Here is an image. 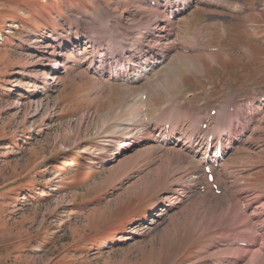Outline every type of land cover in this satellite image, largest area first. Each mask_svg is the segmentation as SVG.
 Wrapping results in <instances>:
<instances>
[{
    "label": "rangeland",
    "instance_id": "obj_1",
    "mask_svg": "<svg viewBox=\"0 0 264 264\" xmlns=\"http://www.w3.org/2000/svg\"><path fill=\"white\" fill-rule=\"evenodd\" d=\"M150 2L0 0V264L252 263L233 230L238 207L264 233V0Z\"/></svg>",
    "mask_w": 264,
    "mask_h": 264
},
{
    "label": "bare ground",
    "instance_id": "obj_2",
    "mask_svg": "<svg viewBox=\"0 0 264 264\" xmlns=\"http://www.w3.org/2000/svg\"><path fill=\"white\" fill-rule=\"evenodd\" d=\"M158 2V1H157ZM179 4L180 3H176V4H174V5H169L167 8H165V9H167V11H169V15H173V13H176L177 11H179L181 8L179 7ZM155 8V7H154ZM158 12V11H157ZM157 15H158V13H156ZM157 21V20H156ZM158 22V21H157ZM172 23V22H171ZM167 29H164V27H163V29L162 30H160L158 33L161 35V38L163 37L164 39L166 38V37H169L172 33H171V31H166ZM68 40V39H67ZM167 40V39H166ZM70 41H65L64 43H69ZM160 43V42H159ZM174 44V43H173ZM146 54V53H145ZM195 56V55H194ZM105 57V56H104ZM142 57V56H141ZM150 57V56H149ZM100 58H102L101 56H100ZM104 59V58H103ZM139 59V58H138ZM100 60H102V59H100ZM98 61L97 62V67H100V65L102 64V62L103 61ZM140 61H142L141 59H139ZM150 60V59H149ZM153 60V59H152ZM96 61V60H95ZM157 61V60H156ZM148 62V61H147ZM57 63H59V61L57 60ZM193 63V62H192ZM191 63V64H192ZM96 64V63H95ZM55 66V65H54ZM105 66V65H104ZM99 70H101L100 68H98ZM101 71H103V70H101ZM134 73H136V72H134ZM123 74V73H122ZM132 75V74H131ZM124 76V75H123ZM135 78V77H134ZM132 79V78H131ZM166 81V80H165ZM170 90V89H169ZM166 93V92H165ZM165 96H167V95H165ZM141 101V100H140ZM227 104V103H226ZM241 108V107H240ZM229 110V109H228ZM165 112H167V111H165ZM231 112V111H230ZM128 115V114H127ZM171 115V114H170ZM132 116V115H131ZM232 116V115H231ZM171 118H172V115L170 116ZM170 121V120H169ZM227 122V121H226ZM228 123V122H227ZM232 123V122H231ZM226 125V124H225ZM227 126H228V124H227ZM221 127V126H220ZM238 128H239V122L237 123V125H235V126H232V127H227V131L230 133V137H231V139L232 140H234L235 139V137L233 136L235 133H236V131L238 130ZM216 130V129H215ZM218 130V129H217ZM214 132V131H213ZM216 132V131H215ZM218 132V131H217ZM219 132H220V130H219ZM158 135V134H157ZM166 135V134H165ZM164 135V136H165ZM180 136H181V134H180ZM160 138H162V140H163V142L164 143H166V144H168V145H170V144H173L174 146H180V144H181V139L180 138H177L176 137V131H175V133H173L172 134V136H168V137H162L161 135H160ZM182 138V137H181ZM223 139V138H222ZM145 140V139H144ZM144 140H142L141 139V136L140 135H138L137 133H133L132 131H129L128 132V135H126V137H125V139L124 140H122V141H120V143L117 145L118 147H117V150L120 152V150H125V149H127L129 146H131V145H135L136 143H140V142H142V141H144ZM147 141V140H146ZM160 141V140H159ZM223 141V140H222ZM222 141H221V139H219V142L221 143V146H224V144L222 145ZM230 143V142H229ZM187 145V147H189V148H192L193 150H195V153H198L199 154V149L198 148H194L191 144H186ZM184 146V145H183ZM153 147V146H152ZM150 149V148H149ZM208 146L206 147V150H205V154L203 155V157H202V163L204 164V166H209V167H211V165H214L215 163H216V160L218 159V158H220L219 157V155H218V153L216 152V153H208ZM117 150L116 151H114L113 152V154L115 155L116 153H117ZM223 153H222V158L226 155V152L223 150L222 151ZM154 153V152H153ZM149 157V156H148ZM167 157V156H166ZM172 157V156H171ZM176 157V156H175ZM173 158V157H172ZM178 158V157H177ZM215 158V159H214ZM222 158H220V160L222 159ZM164 159V158H163ZM181 160V159H180ZM163 161V160H162ZM178 167H180V166H178ZM166 180V179H165ZM161 182V181H160ZM182 192V191H181ZM262 197V196H261ZM261 199V198H260ZM263 199V198H262ZM258 201V200H257ZM263 202V201H262ZM261 202V203H262ZM258 203V202H257ZM199 205V204H198ZM239 205V204H238ZM250 205H253V204H250ZM262 205H264V204H262ZM256 206V205H255ZM255 206H249V207H247V208H244V209H246V212H248V213H254V212H257V210L259 209L258 207L256 208ZM263 207V206H262ZM237 211H235L236 212V214H235V216H234V224H235V226L236 227H238L237 229H234L233 230V232H234V235H236V237H237V235H238V237H240V239L242 240V243H243V240L244 241H246V242H248V244L246 245V247H242V248H237L238 250L237 251H240V252H242V251H244V252H246V255H244V257H245V259L246 258H248V256L250 255L251 257H253V259H252V263L251 264H264V247L262 248L261 246H260V248L261 249H259V251H255V249L256 248H258V245H260V243H262L261 242V239H264V233L263 232H261V234L258 232L257 233V231L258 230H261V226H256V223H257V221H258V219H259V215L257 216L256 214V216L258 217V218H256V217H254V216H249V215H247L245 212H239V210H238V207L237 208H235ZM227 210V209H226ZM260 210V209H259ZM220 215V214H219ZM230 215V214H229ZM233 217V216H232ZM259 220H261V219H259ZM262 222H264V221H262ZM206 223V222H205ZM220 223V222H219ZM227 224V223H226ZM229 224V223H228ZM231 224V223H230ZM205 225V224H204ZM219 226V225H218ZM212 227V226H211ZM220 228V227H219ZM223 228V227H222ZM263 228V227H262ZM227 231V230H226ZM226 231H224V232H226ZM231 232V231H230ZM227 233V232H226ZM232 233V232H231ZM256 233V234H255ZM230 234V233H229ZM231 235V234H230ZM257 235V236H256ZM232 237V236H231ZM234 237V236H233ZM231 239V238H230ZM239 239V238H238ZM232 240V239H231ZM240 240V241H241ZM232 249V248H231ZM232 252V251H231ZM234 253V252H233ZM237 253V252H236ZM227 254V253H226ZM225 254V255H226ZM253 254H256V255H253ZM235 255V254H234ZM228 260V259H227ZM242 261H244V258L243 259H241V260H239V262H238V264L239 263H241ZM246 261V260H245ZM227 262H231V260L229 261H227ZM227 262H226V264H227ZM234 262V261H233ZM232 264V263H231Z\"/></svg>",
    "mask_w": 264,
    "mask_h": 264
}]
</instances>
